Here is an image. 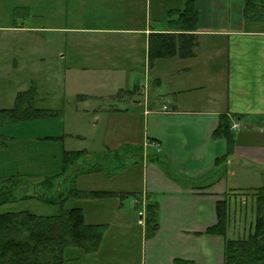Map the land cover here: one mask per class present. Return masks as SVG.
<instances>
[{
	"label": "crops",
	"instance_id": "0c3cea01",
	"mask_svg": "<svg viewBox=\"0 0 264 264\" xmlns=\"http://www.w3.org/2000/svg\"><path fill=\"white\" fill-rule=\"evenodd\" d=\"M7 1L14 3L1 5L8 17L0 31L18 39L10 49L22 54L34 49L39 64L48 66L47 75L42 72L47 67L37 69L34 104L39 99L43 105L51 96L52 106L73 113L58 143L63 151L94 159L71 169L76 182L97 176V184L79 191L109 192L118 207H124L122 198L139 191L132 200L139 213L148 202L158 208V228L150 238L144 212L138 217L142 239L134 258L125 251L103 255L102 240L93 253L68 248L64 264H106L103 258L109 256L118 264L133 259L132 264H223V239L202 234L217 221L216 202L228 191L264 183V28H258L264 24L243 20L244 0H192L195 14L184 12L187 0H65L70 1L64 12L70 25L64 26L49 24V0ZM49 32L69 37L54 46ZM22 57L13 59L11 70ZM21 91L12 93L13 105ZM82 114L91 115V129L79 124L74 130ZM220 115L239 125L233 153L224 177L197 188L227 150L224 139L212 137ZM138 127L141 139L134 138ZM123 145L140 150L119 158ZM107 156L113 171L101 166ZM136 167L138 187L127 191L107 184L119 176L131 178ZM237 167L248 173L229 184ZM90 212L94 219L86 224L103 223L99 208Z\"/></svg>",
	"mask_w": 264,
	"mask_h": 264
},
{
	"label": "rangeland",
	"instance_id": "374dc122",
	"mask_svg": "<svg viewBox=\"0 0 264 264\" xmlns=\"http://www.w3.org/2000/svg\"><path fill=\"white\" fill-rule=\"evenodd\" d=\"M11 3L13 4L14 1L0 0V24L7 21L8 17V13H2L3 8L1 5L7 7ZM69 5L70 1H67L66 3L65 0H49V24L54 23L55 26H64V24L70 25V22L65 21L64 19V12L70 10ZM20 11V8L13 9L14 13ZM258 28H264V25H260ZM14 36V33L0 31V75H3V77L0 76V108L12 107L14 98L12 93L14 91H27L32 87L36 88L37 84L36 81H34V78L37 79L41 74H37V69L40 65L47 67L46 71L42 72H45L46 75L48 74L47 64H39L34 49H24L23 54L22 50L16 49L13 51L14 49H10L13 48L11 44L18 41ZM68 37L69 35L67 34L49 32V41L54 43V46H57L59 42L68 39ZM25 54L26 56L24 58ZM19 57H22L20 60V63H22L16 71L11 70V62L14 58L20 59ZM45 84L48 85V82L46 81ZM46 89L49 90V85L48 87H45V90ZM35 93L33 98H35ZM41 95L42 96H38L40 99L47 100L44 94ZM50 99L51 96H49V101H46L43 105L40 102H37L39 99H37L35 104L33 100V109L40 113V115L35 118L19 123L12 122L6 118L7 121L3 120L0 122V187L10 185L11 183L9 184L5 180L12 177L13 182H15L14 188L17 189V197L31 195L39 196L43 194L49 196V194L52 193L56 195L58 190L61 191L62 197H65L68 194V190L72 187H75L77 190H84L91 184L98 183L95 182L97 176L94 178H83L81 181L76 182L73 179L75 173L71 170L70 165L66 167L63 166V148L62 144L58 143L56 136L61 137V139L64 138V135L62 134L64 132V124L68 121L74 120L75 115L73 113L69 114V112L64 113V111H61V107L52 106L51 103H49ZM90 116L91 115L85 116V114L80 115L75 123L78 125L74 124L73 129L76 130V128L79 127V124L84 130L91 129ZM132 116L133 114L130 115V117ZM138 124L139 122H137V125ZM139 131L140 127L134 129V138L139 137L141 139V134H138ZM100 132L105 134L106 130L100 129L99 133ZM235 135L236 133H234V136ZM49 136H55L56 139H49ZM254 140L260 142V136L254 138ZM68 142H70V140H68ZM138 142L141 147L142 140ZM73 143L77 144V142ZM137 150L140 149L123 145L117 151V155H119V158H123L130 153H138ZM108 158L109 156L103 159L101 166L103 165L102 168H108L113 171L114 168L111 167L113 161H108ZM93 160L92 157H79L76 158L73 163L92 165L90 163ZM237 164L238 163L235 161L233 167L236 168ZM139 172V168L136 167L131 178L119 176L114 178L111 182H107V184H112L113 182L114 185L120 186L128 191L134 186H139ZM235 172L236 176H232L228 179L229 184L237 183L240 178L243 179L245 173H248L247 170L246 172H243L242 169L236 170ZM240 174L243 176H240ZM126 179L127 181H125ZM249 183L250 182H247V184ZM13 185L14 183L10 186L12 187ZM136 189L138 190V188ZM135 192V194L133 193L126 198H122L121 201L124 203V207H118L115 204L116 200L111 197L103 196L101 199L97 200L95 199V196L90 194L81 197L82 193L80 196H74L75 194H72L71 198L65 202L64 207L67 209L73 207L83 208L84 219L87 222H92L94 219L90 210H96V208H99L102 213H104L102 219L103 223L100 224L104 226L101 229V232L103 233V249H105L103 250V255L108 252L112 254L117 251H125L126 254H131L134 258L137 253L136 251L139 248L140 239H142V227L137 225V220L141 213L144 212V209H142V212L139 213L140 209L132 204L133 197L136 196L139 191ZM248 192L249 189L238 190L236 191L237 194L231 197L230 204L232 209L230 214V225L227 230V238L236 239L243 237L248 231L249 226L253 224L254 214L252 213V192ZM87 193H90V191ZM116 194L119 195L118 193ZM55 198L56 199L54 200L57 201V195ZM19 211H28L36 215L46 216L55 214L57 208L37 198L30 197L0 207V213ZM111 211L115 215H112ZM127 243H129L130 246H127ZM76 252L81 251L77 250ZM109 258L110 256L106 261V257H104L102 262L112 264L116 261H114V259L109 261ZM133 262L134 259L132 260V263ZM115 264L118 263L115 262Z\"/></svg>",
	"mask_w": 264,
	"mask_h": 264
},
{
	"label": "trees",
	"instance_id": "16d2710c",
	"mask_svg": "<svg viewBox=\"0 0 264 264\" xmlns=\"http://www.w3.org/2000/svg\"><path fill=\"white\" fill-rule=\"evenodd\" d=\"M192 0H187L185 11L195 14ZM242 18L249 24H264V0H244ZM34 89L18 92L12 109L0 110V122L11 120L22 122L40 115L33 109ZM6 118H8L6 120ZM232 123L226 115H220L218 125L212 133L214 139L225 140L227 150L225 155L215 159V170L196 184L197 188H208L217 178L224 177L225 163L232 155L235 146ZM49 139H56L49 137ZM61 137H57L60 140ZM82 152H62L63 166L76 168L73 163ZM55 176V175H54ZM75 179V177H73ZM10 185L0 187V207L16 203L28 197L37 198L57 208L52 215H36L28 211L0 213V264H64L65 252L68 248L80 249L83 253H93L98 250L103 233V225L85 223L81 208H65V202L74 196L87 194L95 197L109 196V192H82L69 189L62 197L61 191L55 194L17 197V189L12 177L6 179ZM184 182V181H182ZM252 202L253 224L241 238H227V230L231 219V197L237 193L228 191L223 199L216 202L217 221L202 234L216 235L223 239V264H264V183L257 188L249 189ZM248 192V193H249ZM84 194V195H83ZM145 235L152 237L158 228V208L155 202H148L144 208Z\"/></svg>",
	"mask_w": 264,
	"mask_h": 264
},
{
	"label": "built area",
	"instance_id": "2783aa9c",
	"mask_svg": "<svg viewBox=\"0 0 264 264\" xmlns=\"http://www.w3.org/2000/svg\"><path fill=\"white\" fill-rule=\"evenodd\" d=\"M163 109H165V107H163ZM238 127H239L238 123L233 122V123H232V126H231V129H232V130H236V129H238Z\"/></svg>",
	"mask_w": 264,
	"mask_h": 264
}]
</instances>
